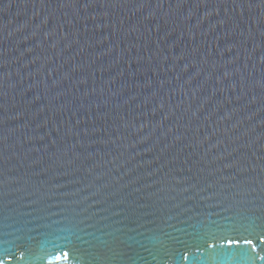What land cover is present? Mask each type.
I'll use <instances>...</instances> for the list:
<instances>
[{
	"label": "water",
	"instance_id": "95a60500",
	"mask_svg": "<svg viewBox=\"0 0 264 264\" xmlns=\"http://www.w3.org/2000/svg\"><path fill=\"white\" fill-rule=\"evenodd\" d=\"M0 259L264 264V0H0Z\"/></svg>",
	"mask_w": 264,
	"mask_h": 264
},
{
	"label": "snow or ice",
	"instance_id": "6c2138e0",
	"mask_svg": "<svg viewBox=\"0 0 264 264\" xmlns=\"http://www.w3.org/2000/svg\"><path fill=\"white\" fill-rule=\"evenodd\" d=\"M241 239H244L245 243L247 244H251L252 243V239L248 238V237H241ZM236 242V238H229L228 243L231 245L233 243ZM205 243L208 244L209 247H214L215 245L210 242V241H205ZM243 251V250H241ZM252 251H255V249L253 248ZM5 254L7 255V252L5 251ZM48 257L50 259V261H69L71 259L74 258V255L72 253L71 249L66 250L65 249V245H59V246H54L53 250L50 251L48 254ZM0 264H4L3 259H0Z\"/></svg>",
	"mask_w": 264,
	"mask_h": 264
}]
</instances>
